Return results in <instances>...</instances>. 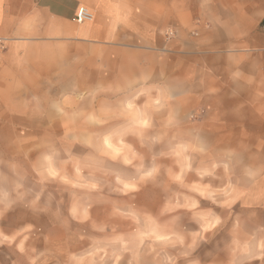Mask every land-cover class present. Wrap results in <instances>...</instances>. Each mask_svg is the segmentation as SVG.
<instances>
[{
	"label": "crops",
	"instance_id": "crops-1",
	"mask_svg": "<svg viewBox=\"0 0 264 264\" xmlns=\"http://www.w3.org/2000/svg\"><path fill=\"white\" fill-rule=\"evenodd\" d=\"M80 7L90 22H75ZM167 30L174 40L159 37ZM0 37V222L17 177L4 144L16 154L39 141L6 131L55 125L57 109L65 119L62 97L87 93L73 88L87 89L91 69L115 93L160 62V77L182 84L181 111L206 112L182 126L205 128L185 142L210 155L183 172L193 210L175 218L185 228L171 264H264V0H0Z\"/></svg>",
	"mask_w": 264,
	"mask_h": 264
},
{
	"label": "rangeland",
	"instance_id": "rangeland-1",
	"mask_svg": "<svg viewBox=\"0 0 264 264\" xmlns=\"http://www.w3.org/2000/svg\"><path fill=\"white\" fill-rule=\"evenodd\" d=\"M158 35L174 40L176 31ZM165 70L153 62L146 77L121 78L111 93L91 69L87 89L73 88L87 93L62 97L65 119L57 109L55 125L6 131L39 141L16 144V154L4 144L17 177L2 191L0 264L174 263L185 228L175 218L193 210L183 172L210 155L209 144L185 142L205 128L182 126L206 112L181 111L182 84L162 79Z\"/></svg>",
	"mask_w": 264,
	"mask_h": 264
},
{
	"label": "built area",
	"instance_id": "built-area-1",
	"mask_svg": "<svg viewBox=\"0 0 264 264\" xmlns=\"http://www.w3.org/2000/svg\"><path fill=\"white\" fill-rule=\"evenodd\" d=\"M91 19H92L91 13L84 7H80L76 11L75 18H74L77 24H84V23L90 22ZM169 34L172 35V32H170ZM6 49H7V39L0 37V64L2 62Z\"/></svg>",
	"mask_w": 264,
	"mask_h": 264
}]
</instances>
